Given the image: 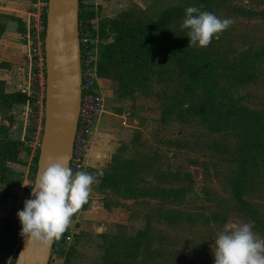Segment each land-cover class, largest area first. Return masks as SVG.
<instances>
[{
  "label": "rangeland",
  "instance_id": "rangeland-1",
  "mask_svg": "<svg viewBox=\"0 0 264 264\" xmlns=\"http://www.w3.org/2000/svg\"><path fill=\"white\" fill-rule=\"evenodd\" d=\"M196 1L91 0L83 5V11L95 12V19L87 21L93 22L99 30L102 19L114 18L126 12L158 19L171 7L190 6ZM206 1L204 11L214 13L221 19L230 18L233 23L202 48L218 60L227 62H239L243 57L255 56L257 62L253 74L237 86L238 95L244 106L264 108V16L260 15L264 11V0ZM34 3L36 0H33ZM183 19L179 17L176 20L173 30L187 37V30L181 28ZM109 41L110 38L101 41L100 50ZM169 69L172 68L167 56L157 55L151 62L149 76L142 79L141 85L128 84L123 97L115 94L112 80L100 77L105 102L95 128L98 125L102 144L117 148L121 161L135 163L138 171L136 184L140 188L164 186L174 189L177 197L162 202L150 195L126 199L116 193L98 192L93 198H88L81 206L80 235L68 249L75 250L72 264L100 262L105 253L104 237L111 235L134 241H150L158 254L149 258L148 264H213L212 250L217 233L226 223L236 220L250 222L252 231L264 238V171L258 179L255 194L249 198L253 199L261 217L260 222L255 224L249 215L230 204L229 179L233 165L221 155L224 148L214 146V143H234L233 136L223 137L210 132L197 117L190 120L180 118L177 113L183 107L187 109V102L186 106H178L174 113L168 109L173 96L190 101L189 97L184 98L185 81L172 78L176 75L165 76L170 74ZM35 85H30L31 93ZM38 109L32 104L26 118L36 131L39 127L43 132L44 108L42 112ZM10 117L13 121L12 112L0 115V125H6V122L12 124ZM26 144L30 152L18 162L21 165L19 173L14 172L20 186L25 181L28 186L35 175L31 174L30 178L24 170L32 161L30 155L32 158V154L35 156L37 152L32 153V140ZM16 197L19 199L18 195ZM107 197L111 198L109 207L105 205ZM216 200L220 201L219 204ZM163 211H176L184 216L168 222L165 217H160ZM2 212L0 216L8 218L7 211ZM223 217L226 219L222 220ZM147 229L150 238H144ZM13 257L14 254L7 264ZM52 257L50 264H64L66 261L62 253Z\"/></svg>",
  "mask_w": 264,
  "mask_h": 264
},
{
  "label": "trees",
  "instance_id": "trees-1",
  "mask_svg": "<svg viewBox=\"0 0 264 264\" xmlns=\"http://www.w3.org/2000/svg\"><path fill=\"white\" fill-rule=\"evenodd\" d=\"M108 1V0H104ZM206 0H197L190 6L204 11ZM188 6L171 7L165 10L158 19H147L126 12L114 18L102 19L99 22L98 36L106 46H102L99 58V74L113 81L112 88L118 97L126 93L129 85H141L143 78L149 76L151 62L157 55H165L170 66L167 76L185 81L186 94L178 99L173 96L168 109L176 112L178 106L189 104L177 113L183 120L197 117L200 123L207 126L210 132L223 137L232 135L234 143H214L224 148L223 153L233 165L229 179L230 204H234L249 215L255 224L260 222V214L251 196L256 192L258 179L264 171V108L251 109L244 106L239 98V86L253 74L257 58L243 57L242 61L227 62L217 59L202 47L189 45L188 37L173 30V24L179 17L184 18ZM245 14V11H241ZM259 14V13H258ZM264 16V11L260 13ZM95 12L83 11L80 3V23L95 19ZM22 24V23H21ZM24 28H20L22 33ZM259 58V56H258ZM166 77V78H167ZM167 78V79H168ZM248 80V79H247ZM238 86V87H237ZM31 104V97L23 92L8 94L4 91V82L0 81V114L7 115L16 105ZM186 106V105H185ZM188 122V121H187ZM32 124L27 126L24 141L13 140L8 136L6 127H0V212L7 210L10 200L17 201L16 193L20 183L14 178L9 163H18L30 152L26 142L32 140L36 133ZM42 132V130H41ZM38 152L32 159V171L36 172ZM118 154V153H117ZM115 155L109 169L104 171L98 187L100 193H116L126 199L156 196L162 202L175 199L176 191L164 186L143 187L136 184L138 171L135 163L123 162ZM115 164V165H114ZM33 180V179H32ZM26 187L27 197L33 182ZM219 204V200H216ZM111 198L105 199L109 207ZM160 215V214H159ZM184 216L179 212L163 211L160 217L166 221ZM226 217H223V219ZM224 219V220H225ZM148 230L144 238H150ZM81 231L75 235V239ZM12 233L10 220L0 218V264L15 263L18 250L10 244ZM105 253L100 262L95 264H148V259L156 256L158 251L150 241H134L118 235L104 237ZM75 250L65 254L64 264H72ZM53 258V257H52ZM51 258V260H52Z\"/></svg>",
  "mask_w": 264,
  "mask_h": 264
},
{
  "label": "clouds",
  "instance_id": "clouds-1",
  "mask_svg": "<svg viewBox=\"0 0 264 264\" xmlns=\"http://www.w3.org/2000/svg\"><path fill=\"white\" fill-rule=\"evenodd\" d=\"M233 21L214 13L188 6L181 24L187 30L189 45L206 47ZM95 176L88 172L73 173L66 159L50 162L41 169L30 190L31 199L24 201L16 215L20 236L26 247L48 248L71 224L74 213L87 202ZM213 264H264V238L252 231L250 222H228L216 235Z\"/></svg>",
  "mask_w": 264,
  "mask_h": 264
},
{
  "label": "water",
  "instance_id": "water-1",
  "mask_svg": "<svg viewBox=\"0 0 264 264\" xmlns=\"http://www.w3.org/2000/svg\"><path fill=\"white\" fill-rule=\"evenodd\" d=\"M79 28L80 0H48L44 121L32 188L37 173L50 162L66 159L70 165L82 99ZM53 244L26 247L22 238L14 264H50Z\"/></svg>",
  "mask_w": 264,
  "mask_h": 264
},
{
  "label": "built area",
  "instance_id": "built-area-1",
  "mask_svg": "<svg viewBox=\"0 0 264 264\" xmlns=\"http://www.w3.org/2000/svg\"><path fill=\"white\" fill-rule=\"evenodd\" d=\"M91 0H80L87 5ZM48 0H36L33 9L27 14L25 20L26 30L23 38L26 45V75L29 83L36 84L33 92L29 93L31 104L39 111H43L45 102V51L44 40L46 32V14ZM80 52H81V77H82V99L79 112V120L73 143L72 158L69 167L73 173L83 171L86 164L87 151L94 135L96 119L104 107V90L101 86L99 74V44L102 41L98 36V27L89 21L80 23ZM30 84V85H31ZM40 146V142L37 145ZM23 209L22 200L9 201L7 216L10 220V231L12 238L10 244L15 250H19L22 237L20 236V222L16 213ZM81 207L74 213L71 224L61 235L60 239L54 241L53 254L67 251L74 242L75 235L81 229Z\"/></svg>",
  "mask_w": 264,
  "mask_h": 264
},
{
  "label": "crops",
  "instance_id": "crops-1",
  "mask_svg": "<svg viewBox=\"0 0 264 264\" xmlns=\"http://www.w3.org/2000/svg\"><path fill=\"white\" fill-rule=\"evenodd\" d=\"M33 0H2L0 1V81L4 82L5 93L12 94L23 92L29 95L31 92L30 83L26 75V45L23 38L26 26L25 20L27 14L32 11ZM22 23V24H21ZM20 28H24L21 33ZM30 104L16 105L12 108L13 123L4 126L8 130V136L13 140L24 141L27 135V118L30 112ZM1 115V114H0ZM4 122V124H5ZM9 123V122H8ZM41 129V128H40ZM38 127L37 132L33 135L32 141L35 153L39 151L37 146L41 140V130ZM98 125L95 128L90 147L87 151L86 164L84 172L91 173L95 176V182L91 186V191L88 198H93L99 192L98 187L101 183V177L105 169L113 162L114 156L117 154V148L114 146H107L101 143L98 134ZM36 152V154H37ZM30 155V159L32 160ZM24 158V156H23ZM32 161L25 167L27 174H34L32 171ZM9 167L13 172L19 173L18 168H21L19 163L11 162ZM16 179V174H14ZM33 176V175H32ZM29 177V176H28ZM26 181L22 183L17 189L18 197L24 201L28 199L26 196ZM3 213L2 211L0 214ZM0 218H4L0 216Z\"/></svg>",
  "mask_w": 264,
  "mask_h": 264
}]
</instances>
